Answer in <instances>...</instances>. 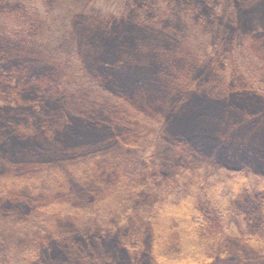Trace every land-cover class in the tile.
<instances>
[{"label": "trees", "instance_id": "trees-1", "mask_svg": "<svg viewBox=\"0 0 264 264\" xmlns=\"http://www.w3.org/2000/svg\"><path fill=\"white\" fill-rule=\"evenodd\" d=\"M263 2H169L179 38L160 0H0L54 26L83 8L76 42L53 33L33 58L0 41V92L55 111L0 113V264H264ZM61 112L108 136L45 162Z\"/></svg>", "mask_w": 264, "mask_h": 264}, {"label": "rangeland", "instance_id": "rangeland-1", "mask_svg": "<svg viewBox=\"0 0 264 264\" xmlns=\"http://www.w3.org/2000/svg\"><path fill=\"white\" fill-rule=\"evenodd\" d=\"M162 2V8L164 11L168 10L171 11L170 18L174 20L175 26L172 28L174 32L177 34L179 38H182L186 34V30L183 31L185 28L184 23H180V6L178 7H171L170 5L173 4L174 0H160ZM172 3V4H169ZM19 3V2H17ZM176 4V2L174 3ZM262 11L259 15H257V19L259 20L258 23H255L254 25L259 26L260 30H264V2L262 3ZM83 8L81 5H76L75 8L72 9L73 14L67 15L63 17V23L61 26L53 25L52 20L58 19L57 10L53 8H48L46 11H44V8L38 9L35 13V20H26L25 18L21 19L20 17L17 18H11L8 15L4 14L2 18H0V41L1 44H3L8 49H13L19 56H31L33 58L40 55V53L43 50V46L46 44V39L52 35L53 33L59 32L61 34L60 39L61 43L68 41L71 43L73 39V34L71 35V28L77 27V21L75 18L77 12L82 11ZM98 9L91 8L88 13V16L92 20H98V21H107L104 10L103 15L99 16L96 12ZM182 15V14H181ZM32 17L30 16V19ZM229 22H231L228 18ZM243 25V22L241 23ZM230 24L227 23V27H229ZM239 25V24H238ZM237 25V27H238ZM240 25V27H242ZM247 26L245 24L244 26H247L246 29L240 30L241 33L246 32V42L249 44L250 36L248 34V29H254L256 26ZM262 26V27H260ZM249 27V28H248ZM258 28V29H259ZM52 29V30H50ZM92 32V28L90 30V33ZM84 34L83 29L80 30V36L77 40V43H80L82 36ZM227 36L232 35V31L226 32ZM170 37L169 39H171ZM59 39V40H60ZM58 40V41H59ZM75 41V40H74ZM244 41V38L242 39ZM76 42V41H75ZM190 42L192 40L190 39ZM194 42V41H193ZM66 45V44H65ZM205 45H202V50L205 48ZM22 56V57H23ZM21 59V58H20ZM9 83L5 84V87L2 92H0V113L7 112L8 114L17 115V114H23V115H29V114H35L40 116V118L45 115L48 112H54L50 107L45 106L42 101V97L36 96L39 101H30L29 103H26V101L29 100V97H27L26 94L18 97V96H12V90H7ZM17 85L18 82L15 80L13 82V85ZM7 90V91H6ZM25 99V100H24ZM61 116L63 118L64 124H67L62 127H56L55 131V138L53 141H56L57 143H60L61 145L59 147H56L52 144L51 138L47 139L43 143L39 142L41 144V147L37 150V152L43 157V160L45 162L50 161L51 163H54L58 161L60 158L64 157L65 150H79L83 146L88 145L91 142H98L105 137L108 136L107 130L105 127L99 124H90V125H81V124H75L70 118H68V115L64 112H61ZM90 137H96V139H90ZM94 140V141H93ZM250 142L255 143L254 140L251 138ZM256 143L260 147H264V142H260L259 140L256 141ZM42 146L46 147L47 149H44ZM66 151V152H67ZM70 154V153H67ZM54 155V156H53ZM134 156H138L139 153H133ZM69 173V172H68ZM69 181L71 182L72 179H75L71 175H69ZM76 226H81L83 229L85 228L86 222H84L83 219L78 220L76 223Z\"/></svg>", "mask_w": 264, "mask_h": 264}]
</instances>
